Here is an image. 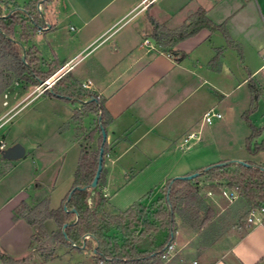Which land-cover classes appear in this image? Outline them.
I'll return each mask as SVG.
<instances>
[{
    "label": "crops",
    "instance_id": "obj_1",
    "mask_svg": "<svg viewBox=\"0 0 264 264\" xmlns=\"http://www.w3.org/2000/svg\"><path fill=\"white\" fill-rule=\"evenodd\" d=\"M9 1L37 17L38 22H26L24 32L30 35L27 44L34 46L49 65L60 64L52 75L71 74L81 84L88 83L89 90L104 98V106L113 117L107 127L102 186L108 199L107 213L125 212L135 202L151 206L176 176L230 159L258 162L249 154L235 155L220 148L215 136L204 134L207 123L203 117L213 109L223 118L222 108L226 112L238 108L243 115L251 104L249 83H253L261 97L251 120L262 129L257 142L264 140V72L260 70L264 0ZM29 5H33L30 10ZM200 7L213 23L226 24L237 47L229 45L221 31L207 27L177 43L175 52L161 48L152 38L151 18L176 30ZM22 32L17 27L18 37ZM36 86L29 84V88ZM35 93L26 95V104L46 92L33 97ZM50 98L59 106L57 114L63 119V125L56 129L57 144L48 152L39 146L36 151L35 146L31 148L33 163L36 159L41 164H20L23 160L0 164V251L23 260L20 264H94L76 248L80 253L74 257L32 256L31 243L39 227L14 216L22 202L36 206L46 197L52 209L59 208L74 182L81 141L73 113L80 109L75 105L80 102ZM19 109L10 113L1 109L0 130ZM191 133L195 136L188 139ZM250 134L251 129L245 138ZM0 138L2 156L8 146ZM196 146L212 154L198 163L186 160ZM258 153L250 154L256 157ZM137 183L142 187L139 191L126 193L127 187ZM52 222L56 223L53 219L45 222L47 229ZM173 228L169 242L175 244V255L165 264H200L194 245L196 232L183 228L178 220ZM168 234V228L155 233L150 250L163 243ZM211 250L212 262L205 255L204 264H264L263 221L252 223L243 236H228ZM0 264H4L1 259Z\"/></svg>",
    "mask_w": 264,
    "mask_h": 264
},
{
    "label": "trees",
    "instance_id": "obj_2",
    "mask_svg": "<svg viewBox=\"0 0 264 264\" xmlns=\"http://www.w3.org/2000/svg\"><path fill=\"white\" fill-rule=\"evenodd\" d=\"M32 6L29 5L27 9L30 10ZM29 19L38 22L37 17L33 14H27L16 2L0 0V61L4 63L5 67L14 70L16 76L26 85H39L42 81L48 79L60 67V64L49 65L34 46L27 44L30 35L24 31L26 22ZM151 23L153 25L152 38L165 50L170 49L175 52L173 47L177 43L195 35L205 27L212 31H221L227 43L236 46L226 24L213 23L202 7L189 16L188 23L176 30H170L164 23H160L153 18H151ZM17 27L23 29L19 37L17 36ZM24 53L25 60H23ZM2 73L0 72V74ZM249 88L252 93L251 104L243 113V118L251 129V134L246 138V149L249 153L256 154L264 151V140L257 142L262 129L252 122L250 116L258 106L261 92L253 83H249ZM46 93L82 103L85 111L76 108L73 113V119L78 123L82 122L81 119L84 114L89 112L98 114L97 127L87 135V138L93 142L98 132L99 145L94 150L81 143V155L74 174L73 185L59 208H50V198L46 197L36 206H30L28 203L22 202L15 209V218H25L29 223L39 227L31 246L34 248L35 240H41L49 236L45 222L48 219H53L58 226V229L50 234L54 241L78 250L90 251L98 262H131L134 264H141L145 261L153 262L161 255L172 238L175 215L181 214L184 216L186 212V209L182 208L181 205L185 204L189 207L199 201L200 188L197 182H194L197 177L191 180L175 179L173 183H171L173 178L170 179L164 186L165 195L159 199L156 209L135 202L125 212L104 215L108 203L102 189L105 182L104 161L98 185L95 188L91 187L98 168L102 146L104 157L107 153V141L103 143L102 128L107 131V127L113 119L104 106V98L84 87L71 74L61 77L53 88L47 90ZM245 162L250 165L230 163L213 167L209 171H204V168L194 171H201V175H209L212 180L217 179L222 187L237 190L239 192L238 200L241 197L246 207V211L239 215L237 221H235L237 216L215 219L216 208L213 205L206 207L198 229H204L205 236L209 238L210 246L215 245L224 238L226 229L229 226H233L234 230L227 235H245L252 226V223L248 221L250 212L264 207V165H258L253 161ZM221 181H225L222 182L224 184ZM69 195L70 198L68 199ZM65 204L66 209L64 208ZM134 222L143 227L142 233L156 232L159 229L168 228L169 234L163 243L152 250L140 251L137 246V239L135 240L131 230ZM111 229H115L116 232L110 233ZM197 256L199 263L204 264L203 258L205 255L198 252ZM0 259L4 264H20L23 262V260H14L1 251ZM158 264H162V262H158Z\"/></svg>",
    "mask_w": 264,
    "mask_h": 264
},
{
    "label": "rangeland",
    "instance_id": "obj_3",
    "mask_svg": "<svg viewBox=\"0 0 264 264\" xmlns=\"http://www.w3.org/2000/svg\"><path fill=\"white\" fill-rule=\"evenodd\" d=\"M0 61V113L1 109L3 111H9L20 108L15 114H13L4 124L3 128L0 130V137L5 139L6 145L8 147L13 146L17 143L22 144L26 149V157H22L17 160H9L4 159L0 155V164H19L20 160H23L20 164H41L39 160L35 159L33 163V159L30 157V151L33 146H35L34 151L38 149V146L42 150H50L53 146H55L59 140L58 134L59 132L56 130L59 126L63 125V119L60 114H57L58 108L56 103L52 101L50 95L48 93L43 94L39 99H32L29 103L26 104V95L31 94L32 92L39 93L35 88H29V84L25 87V83H23L18 76H16L14 70H11L3 65ZM51 77V76H50ZM58 88V87H56ZM48 96V97H47ZM16 105V106H15ZM79 106L80 109L85 111L83 104L78 103L75 104ZM14 106V107H13ZM13 107V108H12ZM223 113V118L218 121L213 122V125H209L207 123L206 128L204 127V134L210 137L215 136L219 140V146L227 153L235 154V155H248L249 158H253L258 160V162H254L258 165H264V151H260L256 156L253 157L250 153H248L245 142L246 136L249 134V126L243 118V115L239 113L238 108L231 110L230 112H226L223 108L221 109ZM84 117L81 119L82 122L77 123L78 127V138L81 143L88 145L91 149L96 150L98 148V136L97 132L95 135V140L93 142L89 141L87 135L97 127V114L95 112H89L83 115ZM254 119L253 116L250 118ZM85 118V119H84ZM215 124V125H214ZM5 125V126H4ZM211 128H213L211 130ZM56 131V132H55ZM214 134V135H212ZM1 139V138H0ZM258 141V140H257ZM39 143V144H38ZM1 145V142H0ZM7 147V148H8ZM212 153H207L201 148L197 149V146L187 155L188 161H192L193 163L200 162L207 155H211ZM252 156V157H250ZM26 158V159H25ZM231 160V159H230ZM233 160V159H232ZM198 161V162H196ZM227 161V160H226ZM219 163V162H218ZM202 174V173H201ZM199 175L194 182H197L200 188V197L199 201L195 203L193 206H187L185 204L181 205L182 208L186 209V212L183 215L176 214L175 222L178 220L183 228L187 230H192L196 232V237L194 241V245L197 248V252L207 255L209 261H212L213 253L211 252V248L213 247L209 245V238L205 236L204 229L199 230L198 226L204 216L205 209L208 205H213L216 208V216L218 217H236L235 221L238 220L239 215H242L246 211L245 204L243 199H240L236 202H229L219 196V190H221L222 186L220 183H215V180H212L209 175ZM225 182V181H221ZM224 184V183H222ZM212 186V187H211ZM145 187V185H144ZM142 188L139 183L136 185H132L127 187L126 193L132 191L133 193L139 191ZM212 190L214 192L213 197L211 198L207 195V192ZM165 195V190L162 188L161 190V198ZM140 203V202H139ZM158 201L153 203L151 207L156 209L158 205ZM142 204V203H140ZM62 205V204H61ZM143 205V204H142ZM245 207V208H244ZM51 208V207H50ZM244 208V209H243ZM251 213V212H250ZM110 213L104 212V215ZM250 215V214H249ZM153 220V219H152ZM128 221V220H127ZM129 222V221H128ZM159 222V221H158ZM52 224V225H51ZM137 222H134L132 226V233L135 240L137 239V246L143 247L146 250H150L151 248V240L155 239V233L161 231L159 229L156 232L142 233L143 227L137 225ZM177 224V223H176ZM47 228V227H46ZM58 229L56 223H50L48 226L49 236L43 239H37L34 242V249L32 252V256H39L41 259H47L52 257H63V256H72L78 255L77 253H81L91 259L94 264H134L131 262L124 263H115V262H98L93 253L90 251L80 250L77 251L75 248L66 246L60 242L54 241L50 234ZM233 226H229L226 229V235L221 240H224L230 235H227L233 232ZM116 232L115 229H111L110 233ZM144 232V231H143ZM233 235V234H231ZM204 236V238H203ZM220 242V241H219ZM199 250V251H198ZM198 258V256H197ZM170 260V259H169ZM165 260L161 257V255L154 260L153 262H142L141 264H158V262H162L165 264Z\"/></svg>",
    "mask_w": 264,
    "mask_h": 264
},
{
    "label": "built area",
    "instance_id": "obj_4",
    "mask_svg": "<svg viewBox=\"0 0 264 264\" xmlns=\"http://www.w3.org/2000/svg\"><path fill=\"white\" fill-rule=\"evenodd\" d=\"M261 60H262V65L260 67V70L264 72V47L261 51ZM62 75L63 73L62 74L55 73L54 75H52L51 77H49L48 79L40 83V85L37 86L36 90H38L39 93H44L47 90L52 89V86L56 83L58 79L61 78ZM84 87L86 88L89 87V84L88 83L84 84ZM220 118H222V114L211 109L204 114L203 120L205 123L211 124L216 119H220ZM194 136L195 134L191 133L188 139ZM0 147L4 148V144L1 143ZM207 194L208 196H213L214 192L212 190H209ZM220 195L226 200H228L229 202H235L239 198V192L235 189H231L228 187H222L220 190ZM263 218H264V207L252 210L248 217V221L251 223H254L255 221L262 222ZM174 255H175V244L174 242H169L165 246L163 252L161 253V257L165 260H169Z\"/></svg>",
    "mask_w": 264,
    "mask_h": 264
},
{
    "label": "water",
    "instance_id": "obj_5",
    "mask_svg": "<svg viewBox=\"0 0 264 264\" xmlns=\"http://www.w3.org/2000/svg\"><path fill=\"white\" fill-rule=\"evenodd\" d=\"M23 60H25V53L23 55ZM102 135H103V143H104L105 141H107V131L105 129H103V128H102ZM2 156L4 158H6V159H9V160L20 159V158L25 156V147L22 144H20V143H16L13 146H10L7 149L3 150L2 151ZM103 161H104V149H103V146H102L101 149H100V156H99V162H98V168H97V171H96V175H95L94 180H93V182L91 184L92 188H95L98 185V181H99L101 172L103 170ZM230 163H241V164L250 165V164L246 163L243 160H227V161L219 162V163H216V164H213V165H209V166L204 168V171H209L213 167L224 166V165H228ZM200 174H201V171H197V172H194V173L188 174V175L176 176V177L173 178L171 183H173V181L175 179H188V180H191V179H194V178L198 177ZM69 198H70V195H69L68 199ZM64 208L65 209L67 208L66 204L64 205ZM73 211H75V210H73Z\"/></svg>",
    "mask_w": 264,
    "mask_h": 264
}]
</instances>
